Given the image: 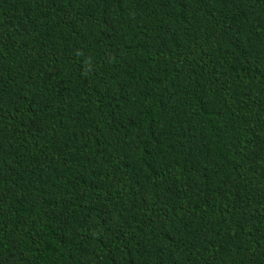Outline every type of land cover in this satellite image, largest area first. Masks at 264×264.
<instances>
[{
  "label": "trees",
  "instance_id": "trees-1",
  "mask_svg": "<svg viewBox=\"0 0 264 264\" xmlns=\"http://www.w3.org/2000/svg\"><path fill=\"white\" fill-rule=\"evenodd\" d=\"M0 264H264V0H0Z\"/></svg>",
  "mask_w": 264,
  "mask_h": 264
}]
</instances>
